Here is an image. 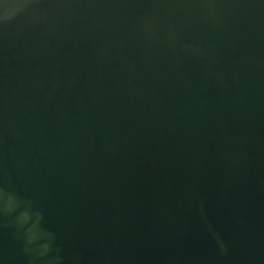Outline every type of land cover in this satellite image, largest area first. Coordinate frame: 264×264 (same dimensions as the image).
Returning <instances> with one entry per match:
<instances>
[{
	"label": "water",
	"instance_id": "water-1",
	"mask_svg": "<svg viewBox=\"0 0 264 264\" xmlns=\"http://www.w3.org/2000/svg\"><path fill=\"white\" fill-rule=\"evenodd\" d=\"M0 264H264V0H0Z\"/></svg>",
	"mask_w": 264,
	"mask_h": 264
}]
</instances>
